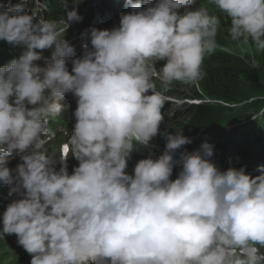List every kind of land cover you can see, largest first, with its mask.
<instances>
[{"label": "clouds", "instance_id": "obj_1", "mask_svg": "<svg viewBox=\"0 0 264 264\" xmlns=\"http://www.w3.org/2000/svg\"><path fill=\"white\" fill-rule=\"evenodd\" d=\"M192 3L127 0L132 11L120 14L118 27H92L81 57L64 39L69 22L81 19L75 9L63 27L37 20L26 0L0 12V40L23 47L0 66V182L19 195L3 212L0 235L15 234L30 264H264V165L255 176L244 167L221 171L205 141L180 153L182 169L170 179L174 153L191 143L179 130L163 134L158 158L126 172L135 146H147L164 120L153 78L163 92L198 81L217 47L219 17ZM212 3L230 18L232 41L264 52V0ZM41 59L45 66L35 63ZM69 92L76 122L53 159L43 137ZM65 150L79 162L71 174L66 164L53 166ZM14 153L22 160L15 174L5 159Z\"/></svg>", "mask_w": 264, "mask_h": 264}, {"label": "trees", "instance_id": "obj_2", "mask_svg": "<svg viewBox=\"0 0 264 264\" xmlns=\"http://www.w3.org/2000/svg\"><path fill=\"white\" fill-rule=\"evenodd\" d=\"M74 2L77 3V6L82 4V2L77 0H74ZM51 4L53 5V2ZM87 4L83 2L81 8L86 7ZM109 4V2H105L104 7L107 8ZM3 11H5L4 0H0V12ZM218 42L223 44L220 38ZM257 58L261 65V71L259 72H256L254 68L241 62L237 58L221 55L220 61L223 65L210 72L205 83L208 88L206 92L215 98L238 103L263 95L264 52H260L259 55L257 54ZM218 111V109L215 110L211 107L197 106L193 108L192 106L189 113L192 116L200 118H207L208 116L209 118H213L217 115ZM208 121L210 120L208 119Z\"/></svg>", "mask_w": 264, "mask_h": 264}, {"label": "bare ground", "instance_id": "obj_3", "mask_svg": "<svg viewBox=\"0 0 264 264\" xmlns=\"http://www.w3.org/2000/svg\"><path fill=\"white\" fill-rule=\"evenodd\" d=\"M69 1H74V0H69ZM77 1L81 2L82 0H77ZM101 1H102V4H100ZM119 1H121V0H114L111 3V0H93V2H91V0H88V8H89V11L91 13V16L88 17L89 20L91 21V27L90 26L89 27L90 28L96 27L97 29H104L105 25H107V24L110 25L111 29L114 28V27H118L119 26L120 14L122 13V11L124 9L127 0H123L122 2H119ZM105 2H109L110 3L107 8L104 7V3ZM192 4H194V3H192ZM75 5H76V7L78 9H82V10H80L81 12H85L84 9L87 8V5H86V8L85 7L81 8L82 5L81 6L80 5L77 6L76 3H75ZM114 10H115V12H114V14H112V12ZM108 14H112V15H108ZM94 23H97V24L94 25ZM83 29H84V27H81V30H83ZM85 41H87V40H85ZM84 43H86V42H84ZM235 45H234V47H235ZM236 52H238V51H236ZM162 62H164V61H162ZM155 67H156V64H155ZM160 67H161V64H159V66L156 67V68L159 69ZM152 83L154 84V87H155L156 91H159L160 88L163 87V86H161L162 84H161V82L158 79L153 78ZM171 88L172 87L170 86L168 91H170ZM173 88H174V86H173ZM163 97H164V101H165L164 102V107H165L167 100H166V96L165 95H163ZM187 107L189 109H191L192 106L191 105H187ZM153 138H155V140L153 141V143H155L160 138V135H156ZM244 164L247 166V169L249 171H252V166L248 165L247 163H244ZM179 166H182V165L179 163Z\"/></svg>", "mask_w": 264, "mask_h": 264}, {"label": "rangeland", "instance_id": "obj_4", "mask_svg": "<svg viewBox=\"0 0 264 264\" xmlns=\"http://www.w3.org/2000/svg\"><path fill=\"white\" fill-rule=\"evenodd\" d=\"M123 0H121V1H119V2H122ZM211 1V3L209 4V6L208 7H206V9L211 13V11H214V10H216L218 13H219V15L221 16V17H223V16H226V15H224L223 13H221L216 7H215V5L212 3V0H210ZM82 2V4H83V0L81 1ZM91 2H93V0H91ZM77 4V3H76ZM81 4V5H82ZM8 5V4H7ZM80 5V6H81ZM76 6V5H75ZM86 8V7H85ZM87 9L89 10V8H88V4H87ZM92 10V9H91ZM77 43L76 44H79L80 42L79 41H77V40H75ZM81 41H83V39L81 40ZM87 42V41H86ZM82 43H84V42H82ZM234 45L235 44H232V46L229 48L230 49V51L231 52H233V53H235V54H238V55H240V56H242V58L247 62V63H249V65H251V67L252 68H254L255 69V71L256 72H259V71H261V65H260V62H259V60H258V58H257V55H256V53H254L251 49H250V47L248 46V44H242V43H238L237 42V44L235 45V47H234ZM235 50V51H234ZM236 51H238V52H236ZM71 62V61H70ZM256 62H258L259 63V67L258 68H256V67H253L252 65L254 64V63H256ZM165 63V61L164 62H162V61H158V62H156L155 64H156V67H158L159 66V64H161V66L163 65ZM161 85V84H160ZM162 86V85H161ZM188 86H189V84H177V85H175V87H174V92H175V96H173V98L172 99H170L171 101H174V99H179L180 97L182 98V94H184V93H186L187 91H189L187 88H188ZM182 87V88H181ZM257 101H259V103L260 104H262L263 106H264V96H263V98L262 99H258ZM264 110V109H263ZM157 135H159V134H157ZM155 140V138H152V140H151V143H153V141ZM16 155H18V154H16Z\"/></svg>", "mask_w": 264, "mask_h": 264}]
</instances>
